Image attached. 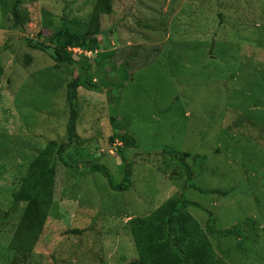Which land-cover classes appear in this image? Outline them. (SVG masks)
<instances>
[{
	"label": "rangeland",
	"instance_id": "rangeland-1",
	"mask_svg": "<svg viewBox=\"0 0 264 264\" xmlns=\"http://www.w3.org/2000/svg\"><path fill=\"white\" fill-rule=\"evenodd\" d=\"M13 1L8 0V6ZM31 1L22 0V15L28 19L22 34L33 39L45 17L58 24L63 5L62 0H38L35 5ZM215 1L113 0L114 15L103 28L119 24L110 49L100 41L99 51L159 45L161 50L157 68L136 73L117 97L116 114L131 121L129 133L140 153L137 158L135 150L122 149L123 161L132 165L133 186L119 195L100 174L81 176L82 169L73 174L55 162L53 202L62 218L58 222L52 216L48 221L44 242L49 241L50 248L36 252L32 264H57L51 254L71 264L92 255L105 264H128L133 259L128 252V220L147 217L183 193L195 204L188 211L202 228L207 222L212 230L236 228L239 238L212 241L217 256L227 264H264V0H224L229 8L224 24L214 20V30L202 34V26L196 24L204 23V16L193 24L192 12L201 13V3L211 9ZM71 9L77 20L88 10L83 3ZM148 25L161 36L144 31ZM75 26L74 22L71 27ZM0 27V168H9L0 170V182L4 181L0 185L13 187L21 176L17 166L33 160L35 150L64 133V91L71 78L70 69L55 71L46 55L18 43L21 32L7 30L1 22ZM187 34L190 39L201 34L197 43L203 54L188 57L183 52ZM4 45L9 51L2 50ZM25 55L32 58L27 67L22 61ZM78 99L82 124H77V133L85 130L83 136L91 137L93 130L106 131L111 108L107 91H82ZM103 138L99 143L106 145ZM166 148L190 157L186 162L193 178L185 192L186 176L161 152ZM88 157L80 160H91ZM93 161L105 166L119 183L122 160L114 152L99 153ZM216 190L227 195L212 193ZM67 199L76 206L63 216ZM73 229L82 233L62 237ZM237 243L248 258L236 249ZM121 248L126 253L123 262L116 259Z\"/></svg>",
	"mask_w": 264,
	"mask_h": 264
},
{
	"label": "trees",
	"instance_id": "trees-1",
	"mask_svg": "<svg viewBox=\"0 0 264 264\" xmlns=\"http://www.w3.org/2000/svg\"><path fill=\"white\" fill-rule=\"evenodd\" d=\"M7 1L0 0L1 24L7 30L19 31L24 34L25 26L28 23L25 20L28 19L26 15H22L24 7L22 0H14L11 6H8ZM38 2V0H32L31 4L35 5ZM80 3H83L88 10L82 19L77 20L74 18L75 12L71 9V5H80ZM201 4V13H197L196 10L192 12L194 15L193 24L204 16L202 18L204 23H197V28L202 26L200 29L202 34L211 33L214 30L213 21H219V25L222 26L227 18L229 8H226L224 0H216L211 9L204 6L203 3ZM62 5V14L58 24H54L52 19L45 17L38 32L39 35L36 34V37L31 39L22 34L18 38V43L23 44L28 50L46 55L53 63V70L70 69L71 80L65 85L64 91L65 130L62 136L57 135L56 140L44 145L40 151L35 150L32 153L33 160L27 163L25 159L24 166H17L21 176L14 182L13 187L11 183L0 185L2 192V196H0V264H32L36 252L46 249L48 246L50 248L49 241L44 242V237L48 234L45 232V228L52 216L55 218L53 220L58 222L62 218L56 212L57 208L53 202L55 162L61 164L63 168L69 169L73 174L79 169L83 170L81 176H86L87 173L100 174L106 180L110 190L112 189V192L119 195L127 192L133 186L131 181L132 165L129 161H123L122 149H133L135 150L133 152H136L138 146L135 138L129 133L131 121L116 114L119 102L117 97L121 96L127 83L134 80V76H137L136 73L144 71L147 67L149 70L157 68L155 62L160 56V45L146 49L144 47H128L125 50L111 49L112 51L106 50L109 52L103 51V53L99 51V42L103 41V48L110 49L112 33L119 24L115 22L112 27L103 28L104 21L110 20L114 15L113 0H62ZM71 22L76 23L75 28L71 27L73 26ZM143 30L153 33L152 36H161V31L149 25L145 26ZM194 30L197 29L194 28ZM181 31L183 32L181 35L184 36V31ZM200 36L201 34L193 36L197 39H190L191 36L188 34L184 37L186 47L183 52L187 53L188 57H197L203 54L198 53V49L201 48V45L199 46L197 43ZM168 39L169 41L172 39L170 35L166 36L167 41ZM2 50L9 51V47L4 45ZM88 55H94V57L89 59ZM22 61L27 67L31 65L32 58L25 55ZM1 73L2 67H0V77ZM10 83L11 81H9ZM82 91L95 94L107 91L108 98L111 99L109 102L111 107L108 118L109 128L106 131L104 129L93 130L95 136L91 137L83 136L82 133L85 130L81 134L77 133V124H82L78 105V98ZM105 134H108L106 139ZM100 138L105 140L106 145L99 143ZM113 152L117 158L122 160L120 161L122 176L119 183L112 180V175L105 166L93 161V156L99 155V153L106 155ZM161 152L170 157L185 174V192L193 178L188 162H186L190 158L189 155L186 153L178 155L167 148L162 149ZM136 154L135 157L138 158L140 153L137 156ZM85 156L88 159L90 156L91 160L81 161ZM8 169L0 168L1 171ZM157 169L161 172L162 168ZM177 172L174 170L172 174L175 175ZM3 183L4 181L0 182V184ZM212 193L227 195V192L220 190L212 191ZM184 197L183 193L179 197L169 199L147 217H133L128 220L126 224L130 237L128 252L133 258L128 264H227L215 253L212 241L221 243L222 239L227 237L239 238L236 228L232 227L222 231L212 230L209 222L202 228L188 211V207L195 206V204L187 201ZM74 206L76 205L72 199L65 202L62 208L65 210L63 216L70 215ZM81 233L82 231L77 229L68 230L62 237L80 235ZM56 241L53 239L51 242L50 240L54 245ZM236 249L241 252L243 258H248L247 254L241 251L239 243H237ZM121 250L122 248L117 252L116 259L123 262L126 253H122L124 249ZM50 256L55 259L57 264H71L61 261L58 255L51 254ZM92 256V258L87 256L86 261L80 262V264H95L96 262L105 264L101 257Z\"/></svg>",
	"mask_w": 264,
	"mask_h": 264
}]
</instances>
